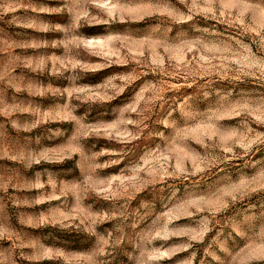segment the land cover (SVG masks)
Wrapping results in <instances>:
<instances>
[{
  "label": "rangeland",
  "instance_id": "1",
  "mask_svg": "<svg viewBox=\"0 0 264 264\" xmlns=\"http://www.w3.org/2000/svg\"><path fill=\"white\" fill-rule=\"evenodd\" d=\"M0 264H264V0H0Z\"/></svg>",
  "mask_w": 264,
  "mask_h": 264
}]
</instances>
